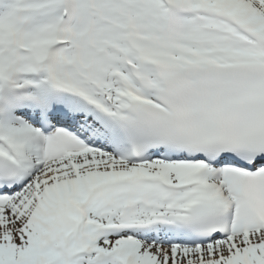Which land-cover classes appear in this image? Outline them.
<instances>
[{
    "label": "snow or ice",
    "instance_id": "6c2138e0",
    "mask_svg": "<svg viewBox=\"0 0 264 264\" xmlns=\"http://www.w3.org/2000/svg\"><path fill=\"white\" fill-rule=\"evenodd\" d=\"M0 264H264V0H0Z\"/></svg>",
    "mask_w": 264,
    "mask_h": 264
}]
</instances>
